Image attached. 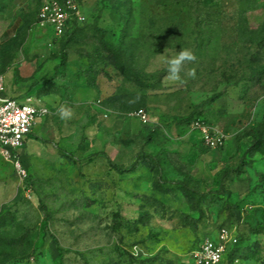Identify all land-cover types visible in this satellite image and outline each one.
<instances>
[{"label":"rangeland","instance_id":"rangeland-1","mask_svg":"<svg viewBox=\"0 0 264 264\" xmlns=\"http://www.w3.org/2000/svg\"><path fill=\"white\" fill-rule=\"evenodd\" d=\"M44 1L0 0L5 97L47 106L44 130L62 147L105 151L115 167L98 158L80 172L26 142L24 179L0 147V264L61 253L65 264H195L193 251L224 233L221 264H264V2L83 0L86 26L56 37L37 24ZM182 48L196 59L173 81L165 58ZM139 110L148 124L129 116ZM186 119L223 131L225 147H207ZM238 152L214 193L211 173Z\"/></svg>","mask_w":264,"mask_h":264},{"label":"built area","instance_id":"built-area-1","mask_svg":"<svg viewBox=\"0 0 264 264\" xmlns=\"http://www.w3.org/2000/svg\"><path fill=\"white\" fill-rule=\"evenodd\" d=\"M86 21L83 0H45L37 14L38 26L51 30L56 37H64L75 23L82 25ZM5 92V81L0 77V147L6 157L14 161L21 178L25 179L27 172L17 156L37 121L50 115L51 111L31 97L9 99L4 96ZM129 116L143 124L150 122L143 110L132 112ZM191 128L211 149H222L227 143L228 136L223 131L202 120H194ZM228 243L229 238L225 233L219 240L206 239L193 251L192 260L195 264H221L228 253Z\"/></svg>","mask_w":264,"mask_h":264},{"label":"trees","instance_id":"trees-1","mask_svg":"<svg viewBox=\"0 0 264 264\" xmlns=\"http://www.w3.org/2000/svg\"><path fill=\"white\" fill-rule=\"evenodd\" d=\"M85 26H86V24L81 25V24L75 23L73 25V27L68 31V33L72 32L74 30L82 29ZM66 60H67V58H66V55L64 54L63 60H62L63 61L62 65H66ZM111 118H112V123H115L117 116L111 115ZM184 121H186L188 123L189 127H191L192 123L194 122V120H190V119H186ZM169 125L170 124L167 125L168 128H170ZM82 139H84V137ZM42 143L45 144L46 146H49V144L45 141H42ZM192 150H193V148H191L189 153H191ZM54 151L61 158H66V159L72 161L77 166V168L80 172H82V167L84 164L92 163L93 161H95L98 158H105L111 165H113L115 167L114 162L110 159V157L108 156V154L105 151L93 152L92 154H90L86 158H82V159L77 158L75 152H67L66 150L59 148V147L54 148ZM177 155L181 160H184V161L187 160L186 159L187 156L181 155L180 151H177ZM240 158H241L240 153L238 152L235 156L230 158L227 162H223V163L219 164L218 167L216 168V170H213V172L211 173L210 179L215 184V186L217 187V190L214 193H222L223 192L224 180L229 176V174H231L232 172L236 171L239 168ZM48 222H49V215L46 214V219H45L43 226H42L43 231L46 229ZM44 237H45V233L42 232V240ZM55 264H65V262L63 260L62 253L60 254L59 258L55 261Z\"/></svg>","mask_w":264,"mask_h":264},{"label":"clouds","instance_id":"clouds-1","mask_svg":"<svg viewBox=\"0 0 264 264\" xmlns=\"http://www.w3.org/2000/svg\"><path fill=\"white\" fill-rule=\"evenodd\" d=\"M164 56V55H161ZM196 59L194 53L190 49L182 48L176 55L165 58V63L167 64V72L169 79L173 81H181V73L184 69V65L187 62L194 61ZM189 76L194 77L195 71L188 73ZM57 114L61 120L70 119L73 115L72 109L69 106L61 105L57 109Z\"/></svg>","mask_w":264,"mask_h":264},{"label":"crops","instance_id":"crops-1","mask_svg":"<svg viewBox=\"0 0 264 264\" xmlns=\"http://www.w3.org/2000/svg\"><path fill=\"white\" fill-rule=\"evenodd\" d=\"M258 1H263L264 2V0H258ZM85 95V97H87V95L86 94H84ZM5 96V95H4ZM87 99H88V97H87ZM17 100H23L22 98H17ZM38 102V101H37ZM89 102V101H88ZM39 103V102H38ZM40 104V103H39ZM41 105V104H40ZM45 106V105H44ZM47 107V106H46ZM48 108V107H47ZM49 109V108H48ZM50 110V109H49ZM51 114V113H50ZM49 116V115H48ZM48 116H45V117H42V118H40L39 120H42V122L40 123L39 122V120L37 121V124L35 125V127L33 128V130H32V133L34 132V130L36 129V127H38L39 125H41L42 126V131H40L39 132V134L37 135H35V136H32V138H30V136L32 135V133H31V135L28 137V139H27V145H29V146H34V145H42V146H45V147H47L51 152H53V153H55V151H54V148H57V147H59V148H62V149H64V150H66L64 147H62L61 145H60V142H61V135L58 133V132H53V131H49V129H47V130H44L45 129V127H46V123H47V119H46V117H48ZM46 136H48V137H46ZM62 138H65V136H62ZM42 141H45V142H47L48 144H49V146H46L45 144H43L42 143ZM81 141H82V139H81ZM67 152H73V151H68V150H66ZM56 154V153H55ZM19 155H20V152H19Z\"/></svg>","mask_w":264,"mask_h":264}]
</instances>
